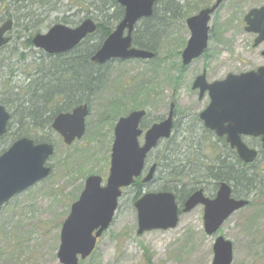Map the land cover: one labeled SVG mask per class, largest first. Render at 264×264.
Segmentation results:
<instances>
[{
	"label": "rangeland",
	"instance_id": "obj_1",
	"mask_svg": "<svg viewBox=\"0 0 264 264\" xmlns=\"http://www.w3.org/2000/svg\"><path fill=\"white\" fill-rule=\"evenodd\" d=\"M32 1L0 2V22L9 14L15 21L11 42L0 50V102L5 101L8 105L1 103L18 114L19 104L31 98L23 90L33 82L41 62L34 54L36 48H26L24 42L55 22L99 14L95 6L77 0H48L45 5L42 0H36L41 2L36 4ZM212 1L190 0L184 19L167 21L170 25L162 28L164 33L169 30V37L155 41L156 58L114 61L102 68L105 81L93 94L86 133L71 145L65 144L54 131L29 125L28 121L18 126L12 120V131L27 130L34 139H49L55 152L47 163L52 167L51 174L9 200L0 211V264H62L57 256L61 227L89 176H101L105 185L118 118L132 109L146 108L148 116L143 123L151 125L168 115L172 101V137L162 141L150 155L161 167L152 181L123 188L111 225L98 238L92 254L79 264H214L213 246L220 235L233 243L231 264H264V197L256 192L248 196V206L234 212L212 235L205 230L203 205L181 211L176 227L138 233L136 200L178 184L172 182L178 173L170 177L163 153L169 150L175 164H186L183 182H200L207 189L206 194L216 186V181L209 177L208 165L218 155H234L221 140L204 133L198 114L207 106L208 99L201 98L199 89H193L192 84L203 72L208 82H214L259 63L250 48L251 34L245 30L244 17L251 8L263 5L264 0H225L210 22L211 36L205 54L181 67V52L190 37L186 18ZM145 24L142 21L138 27ZM13 142L7 136L0 138V153ZM247 143L259 149L256 160L264 168L261 141ZM234 195L240 197L245 192L239 189Z\"/></svg>",
	"mask_w": 264,
	"mask_h": 264
},
{
	"label": "water",
	"instance_id": "obj_2",
	"mask_svg": "<svg viewBox=\"0 0 264 264\" xmlns=\"http://www.w3.org/2000/svg\"><path fill=\"white\" fill-rule=\"evenodd\" d=\"M124 7V17L98 49L92 60L106 64L110 60L151 59L155 52L132 45V32L142 18L151 17L156 0H116ZM225 0H215L187 18L191 36L182 52L183 65H189L208 48L210 20ZM247 30L259 31V40L264 39V5L252 8L245 16ZM9 18L0 26V47L10 40L6 33L12 29ZM97 24L92 19L84 20L78 27L56 24L44 34L33 38L35 46L49 53L68 51L84 37L93 33ZM127 29V33L125 31ZM193 87L199 88L200 96L209 90L211 103L201 113L205 125L215 129L219 135H227V142L236 149L239 157L252 163L258 157V150L249 147L241 138L242 134L263 135L264 148V67L241 74L229 73L224 79L209 83L203 72L197 76ZM172 102L167 118L154 123L145 133L144 143L139 141L143 130L141 121L146 117L145 109L135 110L121 117L114 132L109 176L103 185V178L91 175L79 198L72 204L70 213L64 220L60 233V247L57 256L62 264H79V259L87 258L95 249L97 239L112 223L118 207L122 188L130 186L145 167V161L152 149L163 139L172 135L174 123ZM87 104L77 106L72 112L59 113L52 127L72 144L85 134ZM11 114L0 102V137L8 129ZM50 142H35L23 136L14 141L0 155V211L2 206L16 194L24 191L51 174L48 160L54 154ZM157 169L154 163L143 182L152 180ZM250 203L249 199L232 195V186L223 181L214 198L205 196L203 189L195 191L185 202L184 212L197 205H204V226L208 234L216 233L224 222L237 210ZM138 209V233L152 229L176 227L179 209L175 194L171 191L144 194L135 202ZM214 264H231L233 243L220 235L215 240Z\"/></svg>",
	"mask_w": 264,
	"mask_h": 264
},
{
	"label": "trees",
	"instance_id": "obj_3",
	"mask_svg": "<svg viewBox=\"0 0 264 264\" xmlns=\"http://www.w3.org/2000/svg\"><path fill=\"white\" fill-rule=\"evenodd\" d=\"M4 1L5 0H0L1 3H3ZM9 1L13 3L16 1L23 2L25 0ZM77 1L90 3L91 6H95L96 9L99 10V14L97 16L95 15L96 17L94 16L95 20L98 23V29L93 38V40L96 41V44H93L92 48L90 47L88 50H91L90 53H93L102 45L104 39L112 31L116 23L122 18L123 8L119 6L116 0ZM44 2L46 3L48 2V0H42V3L45 5ZM32 3L36 4L41 2L33 0ZM190 4V0H156L153 16L144 20V23L147 24L139 27L137 33L135 34L134 43L138 47L155 51V41H158V39L165 40L169 37V30L164 33L162 27H167L168 25H170L167 24L168 20H172V22H174L178 19H184V16H186V11L190 9ZM110 8L121 9L119 10L120 14L116 12H112L111 14L108 13L107 10ZM8 17H11V14H9ZM32 37L33 36H30L28 40L24 42V46L26 48H29L33 45ZM88 60L89 57H82L76 60L71 58V56H68V58H65L66 69L64 70L60 69L58 60L56 59L48 62H42L41 67L35 72L33 82H30L29 87L23 90L25 93L31 95V98L19 104L20 114H18L17 110H15L17 114L10 111L11 120L9 123L8 133L5 136L10 137L12 141H15L17 138L27 135L30 137H34V135H31V133H29V131L27 130L15 129L12 131V120H14V123L18 126H21L25 121H28L29 125L32 123L38 127H42L48 129V131H52L51 121L53 116L57 112L65 111L72 105L69 103L68 99H70L69 96H71L72 93H75V89L78 88L77 85L81 86V88H78V91L76 92L80 93L81 95L72 97L76 99V103L90 101V98L86 97L87 95L84 96V92L81 93L82 84H91L92 88L90 90V94H92L94 90H97L99 86L105 81V74L101 71L105 65L103 66L101 64H97V72L94 73L93 71L88 74V72L84 70L87 69L85 68L86 66H92L91 64H89ZM74 83L77 85H72ZM63 97H66L67 100L65 105L58 102ZM114 101L115 100H113L112 102ZM1 102L8 105V103H6L5 101ZM35 140L40 142L50 141L49 139H40L39 137H37ZM226 147L228 146L226 145ZM171 155L172 154L168 150L166 151V153L162 154V157L163 160H165L167 171L169 172L170 177L173 178V176L178 173V175L175 177L177 178V180L175 181V178H173L172 181L173 183L178 184H176V186L172 188L165 186L163 190L174 191L177 194L178 198L183 199V197L188 196L201 185H199L200 182L197 181H189L187 183H184L183 176L185 175L186 177L187 175L182 171L186 170V164H175V161L172 159ZM209 158H211V156H209ZM257 162L258 161L256 160L255 162L250 164L244 163L236 153L233 156L218 155L215 157V160L208 165L207 171L210 173L209 177L216 181V187L218 186L219 182L227 181L231 183L233 187V193H236L239 189L244 190L245 195L240 197L248 198V196L254 192H256L258 196L264 197V168H260V165H258ZM137 182H139V179L135 181V183ZM139 195L140 192L137 193L136 198H138Z\"/></svg>",
	"mask_w": 264,
	"mask_h": 264
},
{
	"label": "flooded vegetation",
	"instance_id": "obj_4",
	"mask_svg": "<svg viewBox=\"0 0 264 264\" xmlns=\"http://www.w3.org/2000/svg\"><path fill=\"white\" fill-rule=\"evenodd\" d=\"M119 6L121 7V8H123V14H122V18L116 23V25L114 26V28L112 29V31H114V29L116 28V26L120 23V21L123 19V17H124V7L122 6V5H120L119 4ZM119 10H121V9H117V8H110V9H108L107 10V12L108 13H112V12H116V13H118V14H120V12H119ZM94 16L95 15H93V14H89V16H86V18H79L78 20H75V21H65V23L64 22H55V23H53L46 31H39L40 33H45V32H48L49 30H50V28L51 27H53L54 25H56V24H64V25H67V26H69V27H72V28H76V27H78L85 19H87V18H89V19H92V20H94L95 22H96V24H97V29H98V23H97V21L95 20V18H94ZM148 18H150V17H148ZM12 19V18H11ZM147 18H142V19H140V20H138L137 21V23L135 24V27H134V30H133V32H132V45L133 46H137L135 43H134V39H135V34L137 33V31H138V29H139V27H138V24L140 23V22H142V21H144V20H146ZM4 21V20H3ZM2 21V22H3ZM12 21H13V19H12ZM244 21H245V19H244ZM2 22H0V24L2 23ZM245 23H246V21H245ZM69 24H71V25H69ZM14 25H15V21H13V25H12V29H13V27H14ZM11 29V30H12ZM97 29L93 32V33H90V34H88L86 37H84L75 47H73L72 49H70V50H68V51H63V52H59V53H54V54H52V53H49V52H47L46 50H44V49H42V48H39V47H36L35 45H34V43H33V41H32V46H30L29 48H31V47H35L36 48V50L37 51H35L34 52V54H36V56H38L39 57V59H41V62L38 64V67L36 68V69H39L40 67H41V64H42V62H48V61H52V60H54V59H56V60H58V64H59V67H60V69L61 70H64V69H66V65H65V63H66V61H65V58H68V56H71V58H73V59H76V60H78V59H80V58H82V57H89V64H91L92 66L91 67H88V66H86L85 68H87V69H84V70H86V72H88V74L89 73H91V72H93L94 71V73H96L97 72V64H99V63H97V62H95V61H93L92 60V57L95 55V53L98 51V49L100 48H98L97 50H95L93 53H90L91 52V50L90 51H88L89 50V48L91 47L92 48V46H93V44H96V41H94L93 40V38H94V36H95V33H96V31H97ZM245 30L247 31V32H249L250 34H251V46H250V48L253 50V54H254V56H256L257 58H258V60L257 61H259V63L258 64H256V65H254L253 67H249V68H247L246 70H242V71H239V72H236V74H241V73H243V72H248V71H251V70H254V71H257L259 68H261V67H264V39H261V40H259V38H260V36H261V32H259V31H249V30H247V23H246V25H245ZM111 31V32H112ZM110 32V33H111ZM11 31H9V33H8V35L10 36V40H12V36H11ZM38 33V32H37ZM109 33V34H110ZM127 33V29H126V31H125V34ZM36 34V33H35ZM108 34V35H109ZM210 34H211V29H210ZM108 35H107V37H108ZM106 37V38H107ZM89 39V40H88ZM138 47V46H137ZM2 48V47H1ZM1 48H0V50H1ZM4 48V47H3ZM139 48H141V47H139ZM143 49H145V48H143ZM154 51V50H153ZM155 52V54H157V51L155 50L154 51ZM68 55V56H67ZM114 61H122V60H120V59H116V60H110L108 63H106L105 65H107V64H110L111 62H114ZM57 63V62H56ZM104 66V65H103ZM81 68V67H80ZM72 85H77V84H72ZM77 87L78 88H81V86H79V85H77ZM192 87H193V84H192ZM78 88H76L75 89V93H72V95L71 96H69L70 97V99H68V101H69V103L70 104H72L70 107H68L65 111H60V112H57L54 116H53V118H52V121H51V124L53 123V121H54V119H55V117L59 114V113H61V112H65V113H67V112H72L77 106H80V105H83V104H87L88 105V108H89V113H90V104H91V101H92V97H93V94H94V92L96 91V90H94L93 92H92V94H90L91 92H90V90H91V84L89 83H85V84H82V91H81V93H83L84 92V94H85V92H87V96L86 97H89L90 98V101H84V102H81V103H76V99L75 98H72V97H74V96H80L81 94L80 93H77L76 91H78ZM193 89H194V87H193ZM200 95V94H199ZM201 98L202 97H206L207 99H208V104H207V106L198 114V117L200 118V120H201V122H202V129H203V131H204V133L206 134V135H208V136H210V137H212V138H216V139H219V140H221V142H223L224 143V146H225V148L227 149H229L233 154H237V152L233 149V148H231V146L229 145V143L227 142V135L226 134H224V135H219V133L215 130V129H213V128H211V127H208L207 125H205V122L201 119V113L209 106V104L211 103V95H210V92H209V90H207V91H205V93L202 95V96H200ZM59 103H61V104H63V105H65L66 104V102H67V100H66V97H63L62 99H60V101H58ZM11 113V112H10ZM152 125V124H151ZM151 125H145L143 122H141V129L143 130V138H144V136H145V133H146V131L151 127ZM174 125H175V122H174ZM52 128V127H51ZM43 129H45V128H43ZM45 130H47L48 131V129H45ZM173 130H174V126H173ZM114 132V131H113ZM142 137H141V139H142ZM241 138L247 143V141H250V140H261L262 138H263V135H253V134H242L241 135ZM143 141H144V139H143ZM142 141V142H143ZM141 142V143H142ZM248 144V143H247ZM226 145L228 146V147H226ZM249 145V144H248ZM250 147H252L251 145H249ZM2 153V152H1ZM0 153V154H1ZM149 156V155H148ZM153 163H157L158 164V169L161 167V163L159 162V161H157V159L156 158H154V159H151L150 158V156L149 157H147V159H146V167H145V169L143 170V173H142V175L140 176V177H138L140 180H139V182H137V183H144L143 182V178H144V176L148 173V169L150 168V166L153 164ZM148 164H150V165H148ZM135 183V182H134ZM147 183V182H146ZM218 188H219V186H214V187H211L210 188V193H208L207 192V194H206V188L204 187V186H200L199 188H197L196 190H194L192 193H190L188 196H186V197H183V199L182 198H178L177 197V194L175 193V196H176V199H177V202H178V205H179V209H180V211H182V209L184 208V205H185V202H186V200L195 192V191H197V190H199V189H203V192L205 193V195L206 196H209V197H214L216 194H217V191H218Z\"/></svg>",
	"mask_w": 264,
	"mask_h": 264
}]
</instances>
